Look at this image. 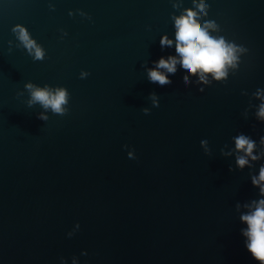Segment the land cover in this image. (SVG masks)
I'll list each match as a JSON object with an SVG mask.
<instances>
[{
	"label": "water",
	"instance_id": "95a60500",
	"mask_svg": "<svg viewBox=\"0 0 264 264\" xmlns=\"http://www.w3.org/2000/svg\"><path fill=\"white\" fill-rule=\"evenodd\" d=\"M189 10L232 50L219 79L182 66ZM262 105L264 0H0V264H261Z\"/></svg>",
	"mask_w": 264,
	"mask_h": 264
},
{
	"label": "clouds",
	"instance_id": "9594fccd",
	"mask_svg": "<svg viewBox=\"0 0 264 264\" xmlns=\"http://www.w3.org/2000/svg\"><path fill=\"white\" fill-rule=\"evenodd\" d=\"M194 16L195 14L189 10L187 17H180L176 20V52L182 57V66L189 72L195 73L197 69H202L205 73L215 72L217 79H219L224 75L221 71L224 63H230L235 57L229 55L232 50L225 47L223 39L216 40L210 37L195 21ZM21 38L27 40V33L22 31ZM161 44H171V41L165 37L161 40ZM28 46L31 47V42ZM41 55L42 53L37 49L36 56L39 58ZM175 63V58L170 57L169 61L161 58L158 67L166 68L168 72L174 73L176 70ZM149 77L153 83L158 82L161 85L170 83L167 77L156 70H150ZM32 97L46 107L51 106L57 112L61 111V105L66 102L63 90L59 91L55 97L50 98L47 91L37 89L32 93ZM259 115L264 117V105L261 106ZM253 146L254 143L243 135L236 138V148L246 151L248 155H251ZM237 163L243 167L247 160L240 157ZM259 181H264V168L260 169ZM259 181L253 179L252 182L256 184ZM242 219L248 224V230L245 233L249 237L247 249L256 259L261 261V264H264V200L260 201V206L252 215L244 216Z\"/></svg>",
	"mask_w": 264,
	"mask_h": 264
}]
</instances>
